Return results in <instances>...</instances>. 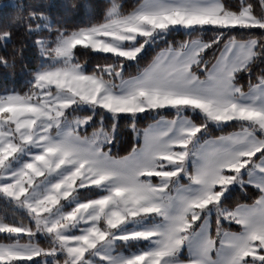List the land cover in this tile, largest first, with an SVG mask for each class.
<instances>
[{
	"label": "snow or ice",
	"instance_id": "1",
	"mask_svg": "<svg viewBox=\"0 0 264 264\" xmlns=\"http://www.w3.org/2000/svg\"><path fill=\"white\" fill-rule=\"evenodd\" d=\"M79 7L0 3V264H264V0Z\"/></svg>",
	"mask_w": 264,
	"mask_h": 264
},
{
	"label": "trees",
	"instance_id": "2",
	"mask_svg": "<svg viewBox=\"0 0 264 264\" xmlns=\"http://www.w3.org/2000/svg\"><path fill=\"white\" fill-rule=\"evenodd\" d=\"M107 0H77V3H80L79 12L76 16L67 19V23L72 24H83L87 22V18L92 15L93 19H100L103 16L104 7ZM137 2V0H125L127 6L131 7ZM91 9V12L90 10ZM5 13L10 17H15L19 13L16 9L13 8H5ZM94 14V15H93ZM100 54L98 53H90L89 59L91 60L93 57H96ZM17 57V61H18ZM24 84V77L17 72L15 76H10L6 73L3 68H0V89L5 87L8 88H18Z\"/></svg>",
	"mask_w": 264,
	"mask_h": 264
},
{
	"label": "rangeland",
	"instance_id": "3",
	"mask_svg": "<svg viewBox=\"0 0 264 264\" xmlns=\"http://www.w3.org/2000/svg\"><path fill=\"white\" fill-rule=\"evenodd\" d=\"M12 2H13V0H0V3H3V4H10ZM145 223H147V222H145ZM126 227L129 228V229H131V228L134 227V225L129 224Z\"/></svg>",
	"mask_w": 264,
	"mask_h": 264
}]
</instances>
